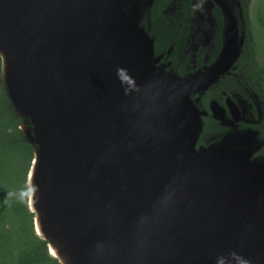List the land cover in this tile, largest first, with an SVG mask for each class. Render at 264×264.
<instances>
[{
  "label": "water",
  "instance_id": "95a60500",
  "mask_svg": "<svg viewBox=\"0 0 264 264\" xmlns=\"http://www.w3.org/2000/svg\"><path fill=\"white\" fill-rule=\"evenodd\" d=\"M140 6L0 0L1 84L34 151L33 230L58 264H264L258 133L198 145L206 113L191 99L244 34L230 18L218 59L178 77L157 65ZM210 114L223 118L214 102Z\"/></svg>",
  "mask_w": 264,
  "mask_h": 264
},
{
  "label": "flooded vegetation",
  "instance_id": "af4514ba",
  "mask_svg": "<svg viewBox=\"0 0 264 264\" xmlns=\"http://www.w3.org/2000/svg\"><path fill=\"white\" fill-rule=\"evenodd\" d=\"M254 1V0H253ZM252 0H141L139 27L151 38L157 65L178 77L211 66L219 57L228 20H234L244 43L230 70L202 95L192 96L202 118L204 146L230 132L256 131L261 147L255 154L264 158V90L252 81L248 37L253 20ZM246 57V58H245ZM250 59V57H249ZM215 103L222 120L210 114Z\"/></svg>",
  "mask_w": 264,
  "mask_h": 264
},
{
  "label": "trees",
  "instance_id": "16d2710c",
  "mask_svg": "<svg viewBox=\"0 0 264 264\" xmlns=\"http://www.w3.org/2000/svg\"><path fill=\"white\" fill-rule=\"evenodd\" d=\"M249 27L251 69L256 61L252 81L260 91L264 90V0L256 5ZM21 122L4 93L0 60V264H58L48 256L47 243L34 234V215L27 208V178L34 151L19 130Z\"/></svg>",
  "mask_w": 264,
  "mask_h": 264
},
{
  "label": "rangeland",
  "instance_id": "374dc122",
  "mask_svg": "<svg viewBox=\"0 0 264 264\" xmlns=\"http://www.w3.org/2000/svg\"><path fill=\"white\" fill-rule=\"evenodd\" d=\"M260 0H252V2H251V5H250V8H251V11L254 9H256V5L258 4V2H259ZM247 45H248V43H247ZM249 46V45H248ZM246 57H247V60H249V61H251V53H248V54H246ZM245 57V58H246ZM249 57H250V59H249ZM255 64H256V61H254L253 60V62H252V67L254 68L255 67ZM254 71H256V68L254 69ZM256 73V72H255ZM28 208V207H27ZM28 211L30 212V210H29V208H28ZM33 222V221H32ZM34 231V230H33ZM34 234H35V232H34ZM36 235V234H35ZM47 253H48V256L50 257V258H52L51 257V255H50V253H49V251H47ZM53 259V258H52Z\"/></svg>",
  "mask_w": 264,
  "mask_h": 264
},
{
  "label": "bare ground",
  "instance_id": "6f19581e",
  "mask_svg": "<svg viewBox=\"0 0 264 264\" xmlns=\"http://www.w3.org/2000/svg\"><path fill=\"white\" fill-rule=\"evenodd\" d=\"M51 254L55 255L54 252L51 250Z\"/></svg>",
  "mask_w": 264,
  "mask_h": 264
}]
</instances>
